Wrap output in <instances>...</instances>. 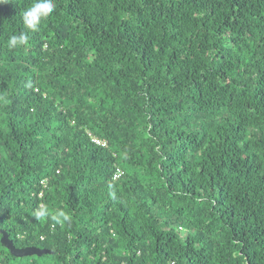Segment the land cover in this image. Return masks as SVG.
<instances>
[{"label":"trees","instance_id":"obj_1","mask_svg":"<svg viewBox=\"0 0 264 264\" xmlns=\"http://www.w3.org/2000/svg\"><path fill=\"white\" fill-rule=\"evenodd\" d=\"M34 2L0 0V229L51 252L0 264H264V0Z\"/></svg>","mask_w":264,"mask_h":264},{"label":"clouds","instance_id":"obj_2","mask_svg":"<svg viewBox=\"0 0 264 264\" xmlns=\"http://www.w3.org/2000/svg\"><path fill=\"white\" fill-rule=\"evenodd\" d=\"M55 9L56 4L54 0H35L32 6L29 7L24 13V21L27 28L31 29L32 31L38 30L40 21L51 15ZM27 40L28 36L26 34H22L20 37L13 36L11 38V42L13 44L17 42L25 43ZM46 215V208H40L35 212V216L37 218H44ZM58 215L63 217L65 220L68 219V217L63 212H60Z\"/></svg>","mask_w":264,"mask_h":264},{"label":"water","instance_id":"obj_3","mask_svg":"<svg viewBox=\"0 0 264 264\" xmlns=\"http://www.w3.org/2000/svg\"><path fill=\"white\" fill-rule=\"evenodd\" d=\"M0 242L15 257L32 256V255L40 256L42 254L51 252L46 248H39L36 246L16 247L12 239L9 237L8 233L4 229H0Z\"/></svg>","mask_w":264,"mask_h":264},{"label":"built area","instance_id":"obj_4","mask_svg":"<svg viewBox=\"0 0 264 264\" xmlns=\"http://www.w3.org/2000/svg\"><path fill=\"white\" fill-rule=\"evenodd\" d=\"M94 141L99 142V140H97V139H94ZM102 144H104V143H102ZM119 172H120V170H117L116 173H114V175H113L114 179H116L118 177ZM42 182H44V181H42Z\"/></svg>","mask_w":264,"mask_h":264}]
</instances>
